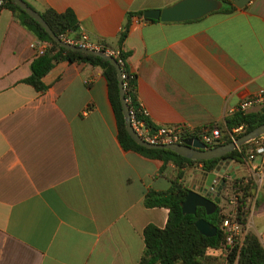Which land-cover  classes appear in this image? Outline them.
Wrapping results in <instances>:
<instances>
[{
  "label": "crops",
  "instance_id": "0c3cea01",
  "mask_svg": "<svg viewBox=\"0 0 264 264\" xmlns=\"http://www.w3.org/2000/svg\"><path fill=\"white\" fill-rule=\"evenodd\" d=\"M27 1L39 10L71 9L78 26L70 34L84 32L96 45L114 46L128 20V66L155 126L223 121L264 88V0H232V11L183 21L137 14L176 0ZM36 39L0 10V264H136L145 225L167 219V207L143 202L148 189L169 186L162 160L120 145L99 65L59 60L43 76L45 90L26 82ZM225 162V177L254 180L246 228L264 247L263 157Z\"/></svg>",
  "mask_w": 264,
  "mask_h": 264
},
{
  "label": "trees",
  "instance_id": "16d2710c",
  "mask_svg": "<svg viewBox=\"0 0 264 264\" xmlns=\"http://www.w3.org/2000/svg\"><path fill=\"white\" fill-rule=\"evenodd\" d=\"M25 1L35 8L30 2ZM221 1L222 4L217 10L229 12L236 8L232 0ZM2 8L10 10L19 22L32 31L37 38L49 42L43 52L37 53L32 58L30 73L24 78L26 82L39 91L45 90L47 84L43 81V76L59 60L89 62L99 65L107 80L108 96L115 113L117 138L120 145L125 149H132L145 156L162 160L159 172L168 178L169 186L166 189H148L143 202L146 206L167 207L168 215L163 226L148 223L143 228L144 248L136 264H207L219 255L224 258V264H264V247L255 232L247 229L241 239L226 243V231L221 225L225 213L222 211L220 198L226 199L232 190L239 192L236 218L245 224L248 213L246 196L252 195V189L255 187L254 180L250 175H232L228 172L230 176L229 178L224 177L220 187V196L217 198L216 207L211 213H207L202 206H197L194 213H183L180 206L181 200L189 189V185L184 180L187 171H194L197 174L212 171L221 158L228 157L237 163H244L247 157L256 155L254 151H249L252 140L221 156L209 159H193L170 148L147 147L137 143L128 134L124 126L115 66L108 59L101 56L59 45L39 22L13 0H0V10ZM37 10L57 35L70 34L78 26V20L71 9L58 11L46 6ZM142 12L138 11V16H142ZM128 24L129 21L127 20L119 31L114 46L104 41H100L98 46L100 49L110 50L122 68L125 97L129 109L133 110L136 116L142 117L153 128L156 126L140 111L135 92V73L128 66V57L131 50L125 49L123 46ZM50 52H52L51 55ZM262 122H264V105L257 110L241 111L236 109L227 114L223 121L205 123L193 129L183 127L180 138L183 140L189 136H198L203 139V135L210 134L215 125L218 127V136L210 143H206L207 146H213L227 142L232 137H236ZM238 125H242V128L232 136L231 129ZM170 163L172 167H169ZM200 217L209 220L216 226V230L212 235H204L196 228L195 220Z\"/></svg>",
  "mask_w": 264,
  "mask_h": 264
},
{
  "label": "water",
  "instance_id": "95a60500",
  "mask_svg": "<svg viewBox=\"0 0 264 264\" xmlns=\"http://www.w3.org/2000/svg\"><path fill=\"white\" fill-rule=\"evenodd\" d=\"M17 5L24 9L31 17H33L45 31L61 46L92 53L108 59L116 68V77L119 90V99L121 103V111L124 119V126L128 134L137 143L147 147H165L175 152L193 159H209L221 156L224 153L248 142L256 136L264 133V122L254 126L250 130L232 138L227 142H223L213 146H207L198 136H189L182 141H173L165 143L149 142L141 137L132 127L130 121L129 106L125 97V88L123 82V72L120 64L109 50L96 47H85L82 45L64 41L57 35L43 18L40 12L30 6L25 0H13ZM248 0H234L238 6L244 5ZM221 0H176L173 3L161 8H148L143 10L142 17L151 21L159 19L162 21H183L199 18L213 10H217L221 6ZM50 55L52 52L49 53ZM226 168L225 158H221L214 170L209 172H200L204 175V181L201 185L193 184L187 190L185 197L181 200L180 206L183 213H194L197 206L204 207L207 213H211L216 207V200L220 195V187L224 181V170ZM219 175V180L215 184L216 190L211 195L208 186L212 183V179ZM196 228L204 235H212L216 226L209 220L200 217L195 220Z\"/></svg>",
  "mask_w": 264,
  "mask_h": 264
},
{
  "label": "built area",
  "instance_id": "2783aa9c",
  "mask_svg": "<svg viewBox=\"0 0 264 264\" xmlns=\"http://www.w3.org/2000/svg\"><path fill=\"white\" fill-rule=\"evenodd\" d=\"M61 39L64 41L82 45L85 47H96L99 48L98 45L93 43L88 35L84 32L78 33V35L63 33L59 35ZM30 45L36 49L37 53L43 52L46 47L49 45V42L46 40H42L37 38L35 41L31 42ZM262 104L264 105V88H260L254 95H251L243 100H241L236 109L241 111H248L249 107L254 104ZM140 111L144 116L148 114L147 110L139 104ZM130 121L134 130L144 139L153 143H165V142H173V141H182L180 138L181 129L185 127L182 124H173L166 125L160 124L156 127H150L142 117L136 116L133 110H130ZM242 128V125H238L233 127L230 131L231 135L234 136L236 132H238ZM218 127H213L211 129L210 134H204L203 139H201L205 144L213 141L214 138L218 136ZM234 138V137H232ZM249 151H254L256 155H261L263 157L264 162V133L256 136L252 139V146L249 148ZM253 155L247 157L246 161L248 162ZM219 180V175H216L212 179V183L208 186V190L211 195L215 193L216 186L215 184ZM239 192L234 191L231 195H229L224 201L225 203H230V209L225 213V217L222 220V227L226 231L225 241L226 243H231L235 239H241L246 232V222L243 224L236 218V206L239 199ZM220 196V195H219ZM218 196V197H219ZM250 200V195L246 196V208L249 209L248 202ZM223 204V202H220Z\"/></svg>",
  "mask_w": 264,
  "mask_h": 264
},
{
  "label": "rangeland",
  "instance_id": "374dc122",
  "mask_svg": "<svg viewBox=\"0 0 264 264\" xmlns=\"http://www.w3.org/2000/svg\"><path fill=\"white\" fill-rule=\"evenodd\" d=\"M256 156L258 157V155H256ZM198 175L199 174L195 173L194 171L193 172L192 171H187L185 173L184 180L189 185V187H191L193 185V183L199 179V177L201 179V176L200 175L198 176ZM233 192H234V190H232L229 195H231ZM220 200L222 202H224L222 204L223 213H227V211H229V209H230L231 204L230 203H225V201H224L225 199L222 198V197L220 198ZM215 257L216 258L213 261L208 262L207 264H224V258L222 256L219 255V256H215Z\"/></svg>",
  "mask_w": 264,
  "mask_h": 264
}]
</instances>
